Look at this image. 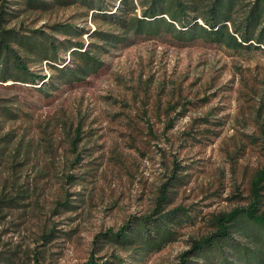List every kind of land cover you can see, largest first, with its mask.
Instances as JSON below:
<instances>
[{
  "label": "rangeland",
  "instance_id": "1",
  "mask_svg": "<svg viewBox=\"0 0 264 264\" xmlns=\"http://www.w3.org/2000/svg\"><path fill=\"white\" fill-rule=\"evenodd\" d=\"M91 15L70 8L25 25L93 32ZM103 61L49 96L40 85L0 83V264L110 258L102 236L148 215L176 166L171 207L193 219L136 264H177L192 239L214 231L215 216L248 204L264 168V51L132 35ZM35 71L51 81L46 63Z\"/></svg>",
  "mask_w": 264,
  "mask_h": 264
},
{
  "label": "trees",
  "instance_id": "2",
  "mask_svg": "<svg viewBox=\"0 0 264 264\" xmlns=\"http://www.w3.org/2000/svg\"><path fill=\"white\" fill-rule=\"evenodd\" d=\"M70 8L86 22L92 14L95 30H79L72 22L38 29L25 25L32 14ZM132 35H168L177 42L203 41L236 52L264 51V0H0V83L40 85L37 89L49 96L99 73L105 55ZM68 53L69 62L62 57ZM44 63L51 72L49 83L43 71H35ZM179 171L176 166L159 188L148 215L133 217L102 236L127 259L115 252L106 260L92 255L82 264H136L175 242L179 229L193 219L189 209L171 207ZM61 205L72 206L68 200ZM212 226L211 234L191 240L177 264H264V168L256 174L248 204L215 216Z\"/></svg>",
  "mask_w": 264,
  "mask_h": 264
}]
</instances>
